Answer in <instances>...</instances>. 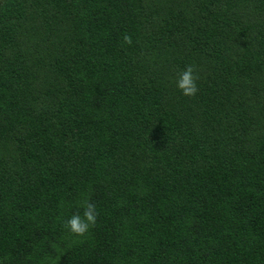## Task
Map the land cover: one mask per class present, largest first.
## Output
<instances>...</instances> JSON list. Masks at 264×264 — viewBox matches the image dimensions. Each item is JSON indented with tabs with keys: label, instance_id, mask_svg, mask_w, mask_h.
Segmentation results:
<instances>
[{
	"label": "trees",
	"instance_id": "16d2710c",
	"mask_svg": "<svg viewBox=\"0 0 264 264\" xmlns=\"http://www.w3.org/2000/svg\"><path fill=\"white\" fill-rule=\"evenodd\" d=\"M0 264H264V0H0Z\"/></svg>",
	"mask_w": 264,
	"mask_h": 264
},
{
	"label": "clouds",
	"instance_id": "9594fccd",
	"mask_svg": "<svg viewBox=\"0 0 264 264\" xmlns=\"http://www.w3.org/2000/svg\"><path fill=\"white\" fill-rule=\"evenodd\" d=\"M123 41L127 44L132 43L131 36L124 35ZM199 79L195 67L191 64L186 65L185 68L178 74L175 81L176 87L181 91V94L187 97L195 96L199 87L197 80ZM81 207L83 208V215L79 212L74 213L70 218L64 222V228L75 236L82 237L89 232L91 227H94L98 217L96 205L90 199H85Z\"/></svg>",
	"mask_w": 264,
	"mask_h": 264
}]
</instances>
